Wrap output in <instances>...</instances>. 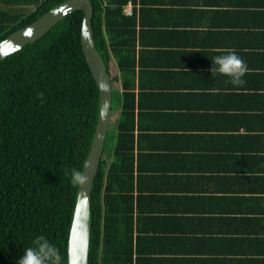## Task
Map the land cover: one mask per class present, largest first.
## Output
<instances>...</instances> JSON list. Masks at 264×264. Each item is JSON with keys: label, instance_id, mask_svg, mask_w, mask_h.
Here are the masks:
<instances>
[{"label": "crops", "instance_id": "1", "mask_svg": "<svg viewBox=\"0 0 264 264\" xmlns=\"http://www.w3.org/2000/svg\"><path fill=\"white\" fill-rule=\"evenodd\" d=\"M122 11L134 20V73L123 83L114 69L107 133L124 84L133 143L116 191L131 231L126 264H264V0H127ZM229 52L250 69L242 86L210 71Z\"/></svg>", "mask_w": 264, "mask_h": 264}, {"label": "trees", "instance_id": "2", "mask_svg": "<svg viewBox=\"0 0 264 264\" xmlns=\"http://www.w3.org/2000/svg\"><path fill=\"white\" fill-rule=\"evenodd\" d=\"M62 1L43 0L31 12L0 9V41ZM126 1L90 0L95 47L111 82L117 78L114 69L123 83L134 73L133 48L125 39L133 33L134 20L123 14ZM82 16V11L67 15L0 61V264H16L40 236L67 264L78 187L71 173L82 172L98 111L97 88L80 46ZM123 86L116 137L112 146L114 134H106L102 152L115 159L106 166L101 158L91 190L88 264L129 259L128 215L119 210L116 191L133 143V95Z\"/></svg>", "mask_w": 264, "mask_h": 264}, {"label": "water", "instance_id": "3", "mask_svg": "<svg viewBox=\"0 0 264 264\" xmlns=\"http://www.w3.org/2000/svg\"><path fill=\"white\" fill-rule=\"evenodd\" d=\"M82 11L80 24L81 51L98 92L96 124L87 152L82 174L87 181L76 190L66 244L67 264H88L90 244V199L95 175L102 158L103 146L111 120L112 85L106 65L97 51L93 39L90 0H64L40 15L31 23L13 31L0 41V61L41 38L50 28L67 15Z\"/></svg>", "mask_w": 264, "mask_h": 264}, {"label": "clouds", "instance_id": "4", "mask_svg": "<svg viewBox=\"0 0 264 264\" xmlns=\"http://www.w3.org/2000/svg\"><path fill=\"white\" fill-rule=\"evenodd\" d=\"M213 66L210 68L212 76L217 73L230 77V82L234 86L245 84L243 77L250 71L247 63L235 52L224 55H216L212 58ZM218 91V89H212ZM72 183L82 185L87 181V177L82 172L72 170ZM34 246L26 248L24 255L16 261V264H62V257L57 248L45 237L40 236L33 241Z\"/></svg>", "mask_w": 264, "mask_h": 264}, {"label": "rangeland", "instance_id": "5", "mask_svg": "<svg viewBox=\"0 0 264 264\" xmlns=\"http://www.w3.org/2000/svg\"><path fill=\"white\" fill-rule=\"evenodd\" d=\"M112 97H113V103H112V107H114V102H115V100H116V95L114 94V92L112 93Z\"/></svg>", "mask_w": 264, "mask_h": 264}]
</instances>
